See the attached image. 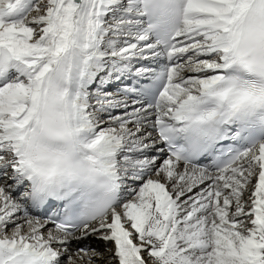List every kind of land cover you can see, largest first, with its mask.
Segmentation results:
<instances>
[{
	"label": "snow or ice",
	"instance_id": "6c2138e0",
	"mask_svg": "<svg viewBox=\"0 0 264 264\" xmlns=\"http://www.w3.org/2000/svg\"><path fill=\"white\" fill-rule=\"evenodd\" d=\"M0 264H264V0H0Z\"/></svg>",
	"mask_w": 264,
	"mask_h": 264
},
{
	"label": "bare ground",
	"instance_id": "6f19581e",
	"mask_svg": "<svg viewBox=\"0 0 264 264\" xmlns=\"http://www.w3.org/2000/svg\"><path fill=\"white\" fill-rule=\"evenodd\" d=\"M94 247H96V246H99V247H103V244L102 243H100V242H98V241H95V240H91V241H89Z\"/></svg>",
	"mask_w": 264,
	"mask_h": 264
}]
</instances>
